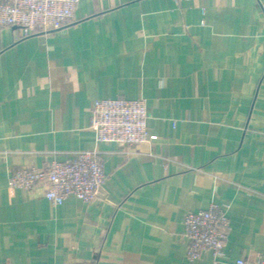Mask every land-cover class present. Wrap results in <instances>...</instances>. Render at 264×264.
<instances>
[{
  "label": "crops",
  "instance_id": "0c3cea01",
  "mask_svg": "<svg viewBox=\"0 0 264 264\" xmlns=\"http://www.w3.org/2000/svg\"><path fill=\"white\" fill-rule=\"evenodd\" d=\"M144 98L151 139L101 142L94 101ZM97 150L98 199L11 170ZM229 204L217 264L264 258V0H81L64 29L0 26V264L190 261L184 218Z\"/></svg>",
  "mask_w": 264,
  "mask_h": 264
},
{
  "label": "built area",
  "instance_id": "2783aa9c",
  "mask_svg": "<svg viewBox=\"0 0 264 264\" xmlns=\"http://www.w3.org/2000/svg\"><path fill=\"white\" fill-rule=\"evenodd\" d=\"M81 0H0V26H16L23 37L51 33L69 26ZM149 112L144 98H105L94 101L90 128L101 142L135 147L151 139L148 131ZM107 180L104 164L97 150H81L72 158L52 161L45 167L23 165L12 169L10 186L36 190L54 205L74 195L91 202L104 193ZM229 204L213 203L207 209L188 212L184 218L187 257L190 261L211 253L215 258L224 253L228 239ZM236 264H264L238 259Z\"/></svg>",
  "mask_w": 264,
  "mask_h": 264
}]
</instances>
